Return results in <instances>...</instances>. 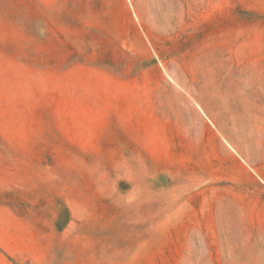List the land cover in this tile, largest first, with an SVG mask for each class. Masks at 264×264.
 Returning <instances> with one entry per match:
<instances>
[{
	"label": "rangeland",
	"instance_id": "1",
	"mask_svg": "<svg viewBox=\"0 0 264 264\" xmlns=\"http://www.w3.org/2000/svg\"><path fill=\"white\" fill-rule=\"evenodd\" d=\"M0 264H264V0H0Z\"/></svg>",
	"mask_w": 264,
	"mask_h": 264
}]
</instances>
